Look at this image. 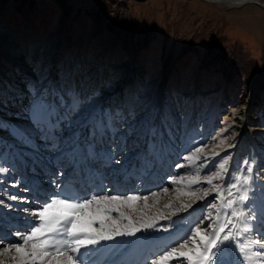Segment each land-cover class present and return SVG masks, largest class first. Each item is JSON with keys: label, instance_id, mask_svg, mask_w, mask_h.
<instances>
[{"label": "rangeland", "instance_id": "1", "mask_svg": "<svg viewBox=\"0 0 264 264\" xmlns=\"http://www.w3.org/2000/svg\"><path fill=\"white\" fill-rule=\"evenodd\" d=\"M1 23L5 25L7 32L14 36L24 34L29 25L33 34L40 36L42 45L62 40L61 56L63 55L64 61L68 63L72 60L76 62L78 56L91 50L93 54L94 49L90 48V44L93 48H99L104 43L107 44L111 34L122 31L123 35H116L102 60L106 67L113 66L114 70L124 66L133 69L132 82L135 86L133 101L139 105L141 112L146 113V110L152 109L158 116L149 120L157 124L153 133L150 122L146 124L144 131L142 129L141 147L145 145V149H148L147 153L143 154L144 158L135 160L133 165L123 171L118 180L124 177L125 173L131 172L135 174L136 179L148 173L146 175L148 179L159 172V164L163 163L165 168L159 175L166 176L169 182V179L174 177V173H176L175 177L187 174L185 165L193 159H198L205 152L210 155L196 162V166L209 164L205 174H214L219 170V163L224 160L230 162L227 173L223 174L225 178L217 179L213 183L219 186L225 183L223 191H213V185L204 187L203 190L207 189L211 196H208L207 203L200 209L201 212L206 211L205 209L207 213L212 211L214 217L216 212L211 206L215 204L217 208H221L223 215L221 200L226 201L237 194L233 189V196L228 195L229 184L235 182L233 177L239 174L241 169L247 174L248 167L252 168L253 173V164H255L251 147H242L244 151L240 149L238 154L231 151L219 152L217 148L219 146L223 148L233 136V126L242 108L244 110L247 105L246 115L256 117L259 113L256 111L259 102H264V7L255 4L232 7L207 0H0ZM4 51L5 49L0 45L2 64H5ZM114 85L105 86L100 93L109 95L107 91L114 89ZM162 87L163 90L165 89L162 93L172 98L174 106L170 104L171 101L165 100L163 95L158 98L157 94ZM190 100L193 105L186 110L184 104ZM105 107L103 104L101 108ZM161 121L163 123L171 121L170 130L167 129L170 132H166ZM73 126L74 124L69 127L73 128ZM65 127L56 128L58 130L55 129L54 133L49 132L50 136L54 138L56 136L58 140L56 143L60 142L57 148L68 146L67 150H70L77 142L72 141L76 139L77 133L70 138L68 129H63ZM87 129L90 131L88 132L90 137L88 142L83 143L86 144L88 150L86 151L89 154L87 164L91 163L93 168L96 167V164H93L95 160L89 161L91 156L99 151L100 154L105 153L106 159L114 158V162H118L117 165L120 162L126 164L128 159H122L125 153L120 151L121 147L117 146L118 140L116 141L112 136L115 130L108 132L109 128L96 120ZM31 137L32 141L38 139L37 136ZM245 142L248 143L247 140ZM93 143L98 144L96 146ZM32 146L30 152L33 156L41 155L48 160L53 159L58 152L61 154V151L62 153L67 151L58 150L56 147L51 148L54 151L51 149L44 151L39 144ZM78 146L80 147L81 143ZM197 149L201 151L197 152ZM98 153L94 158L99 157ZM18 163L21 164L17 162L16 165H19ZM109 170L108 167L107 174ZM14 173L16 177L17 171ZM27 173L40 177L37 172L27 171ZM260 174L261 172L257 173V177L261 178ZM11 175L10 181L5 183L16 184L19 178H14L13 172ZM12 178L16 180L11 182ZM39 180L43 181L40 178ZM168 182H164L161 187L173 189L171 182ZM6 188L7 186H4L3 189ZM16 188L22 190V187ZM3 193L7 194L8 191ZM11 196L17 198L14 200L16 202L29 201L16 194L3 195L0 204L5 209H9L5 213L0 211L3 217L11 213L9 211L21 209L4 201L6 197L10 199ZM248 204L249 208L253 209L249 202ZM32 210L35 211L30 207L26 212ZM253 212L256 216L253 233L246 235L257 239L254 228H264L258 222V218L263 216L258 209H254ZM161 223L162 225L158 224V226L152 225L151 229L146 228L145 241L155 237L160 231H167L175 226L168 220ZM0 227L7 228L5 225ZM3 235L5 234L0 233V237ZM177 246L179 243L176 242L168 248ZM230 255L235 256L239 253ZM133 258L135 262L138 254Z\"/></svg>", "mask_w": 264, "mask_h": 264}, {"label": "bare ground", "instance_id": "2", "mask_svg": "<svg viewBox=\"0 0 264 264\" xmlns=\"http://www.w3.org/2000/svg\"><path fill=\"white\" fill-rule=\"evenodd\" d=\"M207 1H213L232 7L245 4H255L264 7V0ZM116 35H123L122 31L121 33L116 32L111 34L107 44L104 43L99 48H93V45L90 44V48L94 49L93 54L91 50L84 55L81 54L78 56L76 62L72 60L68 63L64 61L63 55L61 56L60 49L63 48L62 40H58L52 44L48 43L42 45L40 36L33 34L29 25L24 34H16L14 36L10 32H7L3 23L0 24V45L5 49L4 52H6L5 64L0 63V167L7 170L4 173H0V183L3 182L0 184V199L3 198V195L8 194L25 195V192L16 187H22L23 189L28 187V191H30L29 196L36 200L35 207L38 209L46 199L50 200L53 198L50 196V188L48 187L58 184L62 175L70 171H72L73 176L81 172V183L85 186L84 191L86 188L89 189L88 194L90 193L91 196L93 194L133 195V193L141 197L146 196L148 198L146 202L141 199L133 203L131 207L116 202L114 206H117L119 211L111 213L112 218L118 222V226L122 231H131L133 227L139 228L140 231L136 232L135 235L115 237L112 240L101 241L98 245L92 246L91 255L88 257V260L101 264L113 262L114 259L118 261V256H116L115 253H126L130 244L139 240L141 235L147 231L144 227L145 225L158 226V224L162 225L161 222L164 220L171 221L175 224L173 228L171 227L172 230H162L157 236L155 235L156 231L154 228L153 230L155 232H153L155 233V237L157 236L156 238L148 239V241L144 242H136V244L142 243V254H145L144 258H146V264H151L153 259L163 254L165 248L170 251L171 249L168 248L170 245L180 241L185 235L191 236L192 233L189 231V228H195L197 222L203 220L204 224L209 223L205 217H207L209 213L212 214V211L209 213H207V209L203 212L200 211L211 196H209V194L205 196L203 190L204 187L209 185L203 182L208 176H211L205 174L208 171L209 164L204 163L203 165L196 166V162H200V158H207L210 154L208 155L204 152L198 159L191 160L185 165V172L187 174L184 173L180 177H175L176 173H174L173 177V174L169 171V174L173 177L169 179V182L165 178L166 176L159 175L161 170L165 168L163 163L159 164V172L157 171L155 175H152V177L157 176V178L152 179L150 177L146 179L147 173L144 177L136 179L134 176L135 174H131V172L130 174L125 173L124 177L117 180L128 166L133 165L135 160L144 158L143 154H146L148 149H145V145L141 147L143 138L142 133L146 124L150 122L149 120L157 114L152 109L146 110V113L141 112L139 105L133 101L135 95V86H133L132 82L134 78L133 69L124 66L117 67L114 70L113 66H105L102 58ZM109 84H115L114 89L116 90H106L110 93L109 95L103 92L100 93V90L105 89V86ZM72 87L79 89L83 94H89L95 91L98 100L94 105L82 110L79 115L68 117L65 116V109L60 108V96L67 88ZM117 88H120V90H117ZM163 88L164 87L158 92V98L163 95L165 100L171 101L172 98L170 99L162 93L165 91ZM30 90L44 92L47 95L48 101L58 109V112L61 111L59 112L60 115L65 118L56 128L66 126L63 129H68L67 133L70 135V138L74 137V134L77 133L76 139L72 140L77 141L72 149L69 148L70 150H67L68 146L65 148H63V146L57 148L60 142L56 143V141H58L56 137L54 139L49 137L50 135L47 136L48 133L46 131L38 129L33 125L29 118V103L32 98ZM103 104H105L106 107L103 108L104 111L100 114V118H98L99 113L96 112L95 118L90 119L94 110L101 108ZM170 104L174 106V101H171ZM184 105L186 110H188L193 104L190 100ZM247 107L246 105L245 108ZM245 108L244 110L242 108L239 116L236 118V124L233 126L232 130L233 136L228 139L227 145L223 148L219 146L217 150L219 152L231 151L234 152V154H238L240 149L244 151L242 147H251V154H253L252 157H254L255 164H253V173L251 174L253 194L249 201L253 209L249 208V210L253 212L254 209H258V211L262 213L263 217L258 218V222L264 227V102H259L256 108V111H259V113L256 117L254 115H246ZM95 120L97 122L101 121L105 127H108L110 129L107 130L108 132L111 133L114 132L112 130H115L112 136L116 141L118 140L117 146L121 147L120 151L125 153L122 159H128L125 164L126 166L123 162L117 165L118 162H114V158L106 159L105 153L100 154V151L99 153L96 152V155L91 153L93 156H91L89 162L95 160L93 164H96V167L93 169L91 163L87 164L89 154H87L88 150L85 147L86 144L84 145L83 143L84 141L88 142V137H90L88 132L90 131H88L87 128L90 124H93ZM159 120H162V118H159ZM161 123L166 132H170L167 129L170 130L171 121L169 123H163L161 121ZM161 123L159 125H161ZM72 124H74L73 128L69 127L70 125L72 126ZM156 125L155 123H151L152 133L156 130ZM80 130H82L81 133ZM31 136H37L40 140L36 139L32 141ZM245 140H247L248 143H246ZM80 141H82V146L78 148ZM34 144L41 145L44 151L54 147L58 150L64 149L67 151H63V153L61 151V154L58 152L53 159L48 160L45 159L46 157L42 158L41 155H32L30 147ZM97 144L93 143V145L96 146ZM228 147H230V149ZM51 151H54V149H51ZM97 153L99 157L94 158V156H97ZM241 153L242 152H240V154ZM37 156L40 158L38 159ZM171 159L173 158L171 157ZM233 160H235V158H233ZM16 162H21L20 166L16 165ZM154 162L157 163L156 161ZM127 163L129 164L127 165ZM6 166H9V168ZM66 166L67 168L64 169V173H60L62 168ZM17 167L19 168L17 169ZM108 167L110 168L109 174H107ZM35 168L40 169L39 171L37 170V173L40 174L41 178L49 177L48 179L51 180L50 184H46L45 186L44 183L38 184L36 176H34L35 174L33 175L32 173L31 175L27 173V171L36 172ZM98 169H100V172H98ZM179 170L180 168L177 169V172ZM13 171H18L19 175L16 184L11 185L5 183V181H10L9 176ZM117 171L119 172L115 176ZM259 172H261V178L257 177V173ZM102 173L104 174L102 175ZM224 178L225 176H223L221 180ZM196 179L200 180V182L192 183V181ZM15 180L16 179L12 178L11 182ZM216 180L217 179L213 180V183H215ZM164 182H171L170 185H173V189L161 187ZM77 184H79V182ZM224 184L220 186L221 189L225 187ZM4 186H7V188L3 189ZM159 188L163 189L159 190ZM164 189H167V192H165ZM4 191H8V193L5 194L3 193ZM42 192L47 195L45 198L40 196ZM37 193H39V195H36ZM152 193H157V195L153 196ZM192 193H195V195H192ZM29 196L27 195L25 197ZM4 201L9 202V197H6ZM13 205H15V208L19 209L22 206H27V204L18 203L16 201L13 202ZM186 205H191V207L185 210L184 206ZM93 207H95V205ZM25 209L26 208H21L19 211H13L14 213L18 212L20 215H24L23 218L19 219L24 222L22 224H16L17 220L14 221L12 219H7V221L0 220L1 224L10 226L12 229L11 231L0 229V233L5 234L0 237V261H2L3 264H14L12 257L16 256L14 250L4 253L3 248L9 246L10 243L19 241V237L16 235L17 232H21L22 234L26 233L34 223L39 222L33 218V210L26 212ZM0 210L6 211L9 209H5V207L0 204ZM121 213L123 216L129 217L130 219H123ZM213 218H215V216ZM29 221L31 223H29ZM105 223L111 225L112 220H106ZM250 223L253 227L256 223V219L251 220ZM95 227L99 228V224L97 223ZM149 229L151 228L149 227ZM254 229L257 239L264 237V228ZM176 248L178 251H187V248L180 249L179 246ZM169 264H176V261H169Z\"/></svg>", "mask_w": 264, "mask_h": 264}, {"label": "snow or ice", "instance_id": "3", "mask_svg": "<svg viewBox=\"0 0 264 264\" xmlns=\"http://www.w3.org/2000/svg\"><path fill=\"white\" fill-rule=\"evenodd\" d=\"M30 95L32 98L29 103V118L33 125L54 133L56 126L65 117L59 115L58 109L48 101L44 92L30 90ZM97 100L95 91L83 94L75 87L67 88L60 96V108L65 109V116H77ZM103 111V108L95 109L90 119L95 118L96 112ZM228 163V160L219 163V170L203 182L213 185V180L222 179L223 174L228 171ZM6 171L0 167V173ZM246 172L247 174L241 169L240 173L233 177L235 182L229 184L228 195L233 196V189L237 194L234 198L221 200L223 215L221 208L213 204L211 207L216 212L215 218L209 213L205 217L209 223L204 224L203 220L197 222L195 228H189L192 235H185L177 242L180 249L187 248V251H178L176 247L168 251L165 248L163 254L153 259L151 264H169L172 260H175L176 264H264V237L254 239L246 235L253 232L250 221L256 219L248 204L253 194L252 168L248 167ZM199 182L198 179L192 181ZM213 190L223 191L219 185H213ZM164 191L167 192V189ZM152 195L156 196L157 193ZM204 195H208L207 189L204 190ZM10 199L17 198L12 196ZM141 199L146 202L148 198L124 194H93L90 198H51L32 214L39 223L32 225L26 233L17 232L19 241L5 246L3 252L15 251L16 256L12 257L14 264H92L88 260L92 246L115 237L135 235L140 231L134 227L131 231H122L111 213L119 211L118 207L114 206L116 202L131 207ZM184 207L186 210L191 205ZM121 217L130 219L122 213ZM109 219L112 220L111 225L105 223ZM97 223L99 228L95 227ZM237 252L239 255H230ZM0 264L3 262L0 261Z\"/></svg>", "mask_w": 264, "mask_h": 264}]
</instances>
